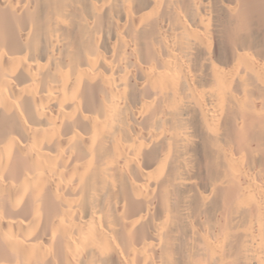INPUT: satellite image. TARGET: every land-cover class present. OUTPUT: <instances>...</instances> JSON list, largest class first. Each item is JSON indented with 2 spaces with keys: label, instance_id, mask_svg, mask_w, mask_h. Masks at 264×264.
Segmentation results:
<instances>
[{
  "label": "bare ground",
  "instance_id": "6f19581e",
  "mask_svg": "<svg viewBox=\"0 0 264 264\" xmlns=\"http://www.w3.org/2000/svg\"><path fill=\"white\" fill-rule=\"evenodd\" d=\"M0 264H264V0H0Z\"/></svg>",
  "mask_w": 264,
  "mask_h": 264
}]
</instances>
